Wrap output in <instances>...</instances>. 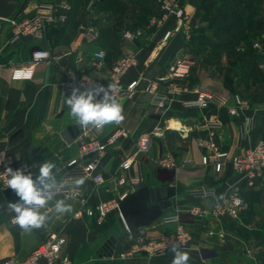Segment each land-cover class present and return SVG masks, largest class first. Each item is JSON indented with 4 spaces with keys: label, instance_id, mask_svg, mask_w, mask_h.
I'll use <instances>...</instances> for the list:
<instances>
[{
    "label": "crops",
    "instance_id": "1",
    "mask_svg": "<svg viewBox=\"0 0 264 264\" xmlns=\"http://www.w3.org/2000/svg\"><path fill=\"white\" fill-rule=\"evenodd\" d=\"M39 1L21 0L16 17L30 15ZM65 1L70 5L65 22L48 26L40 39L25 38L9 44V23L0 18V151L10 155L15 166L25 165L27 172L36 176L41 164L54 162L57 169L53 172L58 177L78 155V136L90 129L82 127L75 139L64 140L67 127L79 125L65 104L69 96L64 87L68 72L78 69L104 84L114 61L134 52L138 63L123 73L121 85L125 87L137 80V86L130 95L117 98L123 107V125L130 137L109 145L102 153L85 157V160L94 158L96 171L110 180L106 184L108 192L104 183L95 184L90 178H83V184H76L75 197L55 195L41 209L51 218L46 227L31 233L9 221L15 213L7 208V203L16 202L19 197L0 185V262L10 257L22 259L46 234L55 232L64 237L63 250L72 264H172L173 254L169 249L161 256L127 254L140 241L173 233L177 223L162 221V217L175 215L189 235L181 248L190 254L188 264H264V173L253 184H248L232 171L230 163H224L215 171L213 163L202 164L206 150L199 145L200 140L211 138L215 149L227 152L231 158L264 139V89L222 86L209 74L208 67L200 68L199 64L192 63L187 78L178 81L185 90L172 97L163 116L150 115L145 110L143 87L154 80L158 91L165 93L168 82L158 78L166 74L168 64L176 56L186 55L189 50L182 44L179 33L165 43L160 42L161 33L171 25L172 17L156 32L145 31L136 46L125 40L122 33L143 28L148 17L158 14L155 0H102L99 4L97 0ZM179 2L197 30L207 23L205 17L217 0ZM86 26L95 28L97 38L77 42V36ZM77 43V50L71 56L36 64L27 79H10V68L30 64L34 50L44 48L58 55ZM97 50H103L105 58L103 64L93 70L88 59ZM78 54H83L82 61H76ZM257 66L264 71V63ZM199 87L217 88L215 98L205 107L185 108L183 101L194 99V90ZM234 95L249 102L238 117L228 113V108L234 104ZM209 120L218 121L220 125L209 126ZM111 129L109 125L97 131L98 140H104ZM143 132L150 135L148 154L136 153L135 138ZM168 156L175 166H160L159 160ZM126 159H130V164L120 169L119 165ZM119 176L137 177L140 182L135 186L116 185L114 178ZM146 184L174 187L172 208L146 226L128 232L116 211L109 212L99 223L94 216L84 213V208L103 199L118 200L121 194L126 196ZM200 188H211L213 196L191 195ZM231 192H236L244 202L238 218L212 215L213 204ZM57 200L70 204L72 211L58 218L54 211ZM191 208H197L200 213L191 214Z\"/></svg>",
    "mask_w": 264,
    "mask_h": 264
},
{
    "label": "built area",
    "instance_id": "2",
    "mask_svg": "<svg viewBox=\"0 0 264 264\" xmlns=\"http://www.w3.org/2000/svg\"><path fill=\"white\" fill-rule=\"evenodd\" d=\"M156 1L160 9L159 15H152L143 28L125 30L122 33V37L132 43L134 38L140 39L144 37L145 31H150L151 33L156 32L163 27L169 17H172L171 25L163 29L161 33L160 42H167L175 33L181 34L185 41L188 40L191 35L193 23L191 17L181 6L179 0ZM69 9L70 5L65 0H40L34 6L33 12L30 15L12 17L6 20L10 26L9 44H15L25 38H42L48 26H59L65 22L67 18L66 12ZM96 38L97 32L95 28L86 26L77 36L76 41L80 42L84 40L91 42ZM78 45L79 43L71 45L58 55L52 54L48 49H36L31 53L30 64H16L10 68V79H27L31 75L30 73L36 64L40 62L48 63L59 60L62 57H69L77 50ZM252 48L264 58V39L260 37L254 40L252 42ZM104 58L105 53L103 50L94 51L88 59L90 68L93 70L98 69L103 64ZM82 60L83 54H78L76 61ZM137 63V54L129 52L116 59L110 67L108 77L103 85L107 86L109 83H114L118 86V91L115 93L116 99L124 94L130 95L133 93L138 81L132 80L125 87H122L121 77L129 67L137 65ZM191 65L190 59L185 55L176 56L168 64L166 74L158 78V80L168 82L167 91L165 93L158 91L156 81L152 80L147 82L142 89L145 98L144 106L147 113L159 117L164 115L170 105L172 97L185 90V87L180 86L178 81H184L187 78L190 73ZM96 84H101L99 79L87 72L76 69L68 72V79L64 87L65 91L70 96L73 88H80L81 91H83ZM194 91L196 93L194 99L183 101L185 108H201L207 106V104L215 98L217 88L199 87ZM101 97L102 94L96 99L99 100ZM248 106L249 102L247 100L240 98L238 95H234V104L228 108V113L233 117H238L241 110ZM207 125L218 127L220 124L218 121L209 120L207 121ZM97 131L99 130L90 128L78 136V155L71 159L67 163L65 171L56 177L58 181L57 187L54 189L56 195L75 197L78 192L76 184L78 180L83 178L88 177L95 184L104 183V185H106L110 181L104 179L101 174L96 171V161L94 158L85 160V157L89 154L102 153L109 145L115 144L122 138H129L130 134L125 129L123 121L120 124H112V129L104 140H98L96 137ZM199 145L206 150L201 158L202 164L206 165L208 163H213L215 171H218L224 163H230L232 171L248 184H253L254 180L264 173V139L252 146L245 147L241 153L231 158L227 152L216 150L211 138L208 140H200ZM135 147L136 153L148 154L151 147L150 135L146 132L139 133L135 138ZM129 164L130 159H126L119 165V168L124 169ZM159 164L160 166L171 168L175 166L169 156L159 160ZM8 166L13 169H23L25 174H29L25 165L15 166L11 156L4 151H0V185L4 188H8V176L5 173V168ZM32 176L33 178L36 177V175ZM114 181L116 185L128 183L135 186L140 182V178L119 176L115 177ZM105 191H109L107 185L105 186ZM213 194L214 191L211 188H200L191 192V195L196 198H207L213 196ZM124 197L125 194L123 193L118 197V200L114 198L103 199L92 207L84 208V213L89 216H94L96 223H99L109 212H118V202ZM243 206L244 202L241 197L236 194V192H231L216 201L210 213L214 216L224 214L230 218L236 219ZM190 213L197 215L200 212L197 208H191ZM14 217L15 214L10 217L9 221L11 223H15ZM162 221L176 222L175 231L157 239L140 241L139 244L132 246L127 256L140 250L144 251L148 256H160L170 249L173 243H178L180 248H182L188 241L189 235L184 230V227L177 222L176 216H164L162 217ZM64 244V237L58 233L50 232L46 234L43 241L31 247L22 259L10 257L2 260L0 264H72L69 256L63 250Z\"/></svg>",
    "mask_w": 264,
    "mask_h": 264
},
{
    "label": "clouds",
    "instance_id": "3",
    "mask_svg": "<svg viewBox=\"0 0 264 264\" xmlns=\"http://www.w3.org/2000/svg\"><path fill=\"white\" fill-rule=\"evenodd\" d=\"M117 91L118 86L114 83L107 86L96 84L83 91L73 88L71 95L65 98V104L81 127L103 130L106 126L120 124L124 120L123 107L115 95ZM101 94V99L97 100ZM53 169H57V165L46 161L39 166L38 175L33 178L31 173L25 174L23 169L5 168L8 188L19 197L16 202H8L7 208L15 213V223L26 233L46 227L51 218L49 213L41 212V209L56 195L54 189L58 181ZM83 183V179L78 180V184ZM54 211L59 218L70 213L72 206L64 200H57ZM169 251L173 254L172 264H188L190 254L182 251L178 243H173Z\"/></svg>",
    "mask_w": 264,
    "mask_h": 264
},
{
    "label": "rangeland",
    "instance_id": "4",
    "mask_svg": "<svg viewBox=\"0 0 264 264\" xmlns=\"http://www.w3.org/2000/svg\"><path fill=\"white\" fill-rule=\"evenodd\" d=\"M246 2L249 4L246 8V17L250 18V23L246 21L248 26L246 27L244 38L241 39L235 48L233 47V50L220 51L200 43L193 45L189 50L187 49L186 51L188 52L184 55L194 65L199 64L200 68L202 66L208 67L209 74H212L222 86L250 90L255 88L264 89V71L255 65L254 57L252 56V42L260 37L264 39V1L260 5L252 4L249 0ZM219 4L220 1L217 0L214 5L218 6ZM257 27L259 29H256ZM201 28L204 30L205 35L212 37V32L209 30L207 23ZM213 38L215 39V37ZM245 38L247 40H244ZM249 39L252 41L250 42ZM238 76L239 79H237Z\"/></svg>",
    "mask_w": 264,
    "mask_h": 264
},
{
    "label": "water",
    "instance_id": "5",
    "mask_svg": "<svg viewBox=\"0 0 264 264\" xmlns=\"http://www.w3.org/2000/svg\"><path fill=\"white\" fill-rule=\"evenodd\" d=\"M19 7L18 0H0V18L11 19ZM132 43L139 46L140 42L134 38ZM80 125L68 126L63 133L65 142L75 139L81 132ZM174 187L146 184L136 187L118 202L117 209L125 229L132 232L139 227L148 225L160 214L172 208ZM113 240V238H112ZM109 252H110V247ZM146 255L144 251L134 253Z\"/></svg>",
    "mask_w": 264,
    "mask_h": 264
},
{
    "label": "trees",
    "instance_id": "6",
    "mask_svg": "<svg viewBox=\"0 0 264 264\" xmlns=\"http://www.w3.org/2000/svg\"><path fill=\"white\" fill-rule=\"evenodd\" d=\"M19 1V6L21 4V0ZM220 4L218 6H214L212 11H209L205 20L207 21L208 28L212 32V37L204 34V30L199 28L194 30L192 28L190 38L188 40H184L182 36V44L191 48L195 44L203 43L206 46L216 49V50H225L234 49L241 39L244 38L246 27L248 26L247 22L250 23V18L246 17L247 6L249 5L247 0H219ZM252 4L260 5L264 0H249ZM102 0H97L96 3H101ZM159 7V6H158ZM19 8V7H18ZM207 10V9H206ZM18 11V9H17ZM16 13L13 17H16ZM160 13V9H159ZM153 14V15H159ZM152 16V15H151ZM150 16V17H151ZM148 17V19L150 18ZM145 22H147V20ZM247 21V22H246ZM256 29H259L257 27ZM248 38V36H247ZM245 38L244 40H247ZM197 40V41H196ZM250 42L252 41L249 39ZM234 47V48H233ZM251 52V51H250ZM253 57L255 65L264 63L263 56L256 53L253 49Z\"/></svg>",
    "mask_w": 264,
    "mask_h": 264
}]
</instances>
